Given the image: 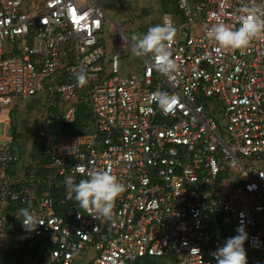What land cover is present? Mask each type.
Listing matches in <instances>:
<instances>
[{
  "label": "built area",
  "instance_id": "2783aa9c",
  "mask_svg": "<svg viewBox=\"0 0 264 264\" xmlns=\"http://www.w3.org/2000/svg\"><path fill=\"white\" fill-rule=\"evenodd\" d=\"M253 4L264 15L261 0H177L178 13L164 11L161 23L177 28L170 50L178 70L163 74L150 56L140 75H124L120 51L106 57L100 43L108 16L100 1L0 0V264L162 256L216 264L211 253L241 223L248 264H264V33L219 52L207 34L217 22L238 27L240 9ZM186 22L196 34L184 32ZM129 41L119 34L120 47ZM156 91L177 97L167 112L152 101ZM41 95L57 118L50 128L43 115L45 161L21 156L10 116L14 97ZM83 104L89 129L63 134ZM104 169L126 185L111 221L83 212L66 189L43 190ZM29 206L42 223L33 232L19 219Z\"/></svg>",
  "mask_w": 264,
  "mask_h": 264
},
{
  "label": "clouds",
  "instance_id": "9594fccd",
  "mask_svg": "<svg viewBox=\"0 0 264 264\" xmlns=\"http://www.w3.org/2000/svg\"><path fill=\"white\" fill-rule=\"evenodd\" d=\"M264 4V0H261ZM238 27L224 22L215 23L208 31V36L213 39L217 48L216 51L226 49H243L249 45L251 40L261 33H264V15L260 7L253 4L243 6L240 15L237 17ZM177 35V28L170 19H164L163 23L156 24L135 40L131 49L136 56L151 55L156 62L157 69L166 75H171L178 70V65L172 57L170 44ZM86 74L78 72L76 80L79 85L86 83ZM152 101L162 110L167 112L175 104L177 97L163 91H156L152 94ZM124 159L131 162L134 153L131 151L124 154ZM79 173H84L82 165L77 166ZM65 187L69 198H73L79 209L92 215L95 218L113 220L114 207L117 199L126 191V185L122 183L110 170L104 169L89 173L87 178L78 182L74 177L65 178ZM29 208L20 210L22 226L25 231L33 232L38 225L42 224L34 210ZM236 235L227 240L211 253L216 264H248L247 253L244 247L248 240V233L243 223L236 229Z\"/></svg>",
  "mask_w": 264,
  "mask_h": 264
},
{
  "label": "rangeland",
  "instance_id": "374dc122",
  "mask_svg": "<svg viewBox=\"0 0 264 264\" xmlns=\"http://www.w3.org/2000/svg\"><path fill=\"white\" fill-rule=\"evenodd\" d=\"M100 1L108 14L103 30L100 33V43L107 48L106 57L110 54L120 51L121 71L125 74H141L143 64L147 56H136L131 49L135 40L142 36L149 27L161 23V15L164 12L160 0H98ZM186 33H197V27L194 24L186 22L183 29ZM125 32L131 39L123 47L119 46V34ZM8 46L13 47V41H7ZM49 80V79H47ZM11 107L12 133L16 136V145L25 152L23 156L28 155L33 147L35 137L39 135L41 126L45 122L43 115L48 114L47 120L50 128L56 127V115L52 117L48 113L44 97L36 96L28 100L13 98ZM54 114V111L52 112ZM60 129L56 130L58 134ZM39 137V136H38ZM42 138H38L40 142ZM168 263V262H167ZM159 264V263H156Z\"/></svg>",
  "mask_w": 264,
  "mask_h": 264
},
{
  "label": "trees",
  "instance_id": "16d2710c",
  "mask_svg": "<svg viewBox=\"0 0 264 264\" xmlns=\"http://www.w3.org/2000/svg\"><path fill=\"white\" fill-rule=\"evenodd\" d=\"M160 2L162 3V9L163 11H172L175 13H178V7H177V0H160ZM90 117V112L88 111V105L83 104L80 106V108L78 109V113H77V118L74 122L69 123V124H64L62 126L61 132L63 134H76V133H82V132H86L89 127H88V119ZM39 135H37L35 137V142H33V147H31V149L29 150L28 154H30L34 159H39L41 161H45L46 158L42 156L41 154V150L46 148L47 146V141L46 139L42 138V140L40 142H38V137ZM16 137V136H15ZM24 151L23 149H20V154L21 156L24 155ZM58 181H60L61 179L58 178ZM75 181H79L78 178L75 179ZM43 190H51L52 193L54 194V196H59L61 193H64L66 187L63 186L61 188L57 187L55 184L52 185H45L43 186ZM42 191V188L41 190ZM72 201H75L74 199H72ZM14 255V253H10V255H8L7 260L9 257H12ZM16 256V254H15ZM17 261H19L18 257L16 259ZM175 257L174 256H162V257H144V258H140L137 259L134 263L132 264H176L175 263ZM3 261L5 262L6 259H3ZM168 262V263H167Z\"/></svg>",
  "mask_w": 264,
  "mask_h": 264
}]
</instances>
